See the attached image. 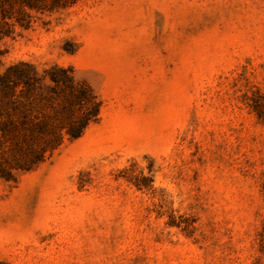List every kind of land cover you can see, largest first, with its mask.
<instances>
[{
	"label": "rangeland",
	"instance_id": "1",
	"mask_svg": "<svg viewBox=\"0 0 264 264\" xmlns=\"http://www.w3.org/2000/svg\"><path fill=\"white\" fill-rule=\"evenodd\" d=\"M26 12L0 76L70 68L100 112L0 177V264H264V0Z\"/></svg>",
	"mask_w": 264,
	"mask_h": 264
},
{
	"label": "trees",
	"instance_id": "2",
	"mask_svg": "<svg viewBox=\"0 0 264 264\" xmlns=\"http://www.w3.org/2000/svg\"><path fill=\"white\" fill-rule=\"evenodd\" d=\"M76 1L0 0V38L8 36L13 25L31 26L26 9L51 12ZM99 112L97 96L75 80L70 68L53 65L42 73L27 63L8 68L0 76V138L8 153L0 177L9 169L28 171L40 164L64 141L79 138Z\"/></svg>",
	"mask_w": 264,
	"mask_h": 264
}]
</instances>
